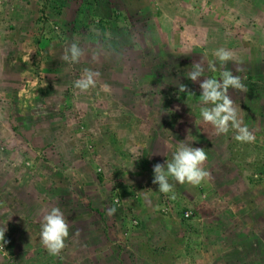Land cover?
Wrapping results in <instances>:
<instances>
[{
	"label": "rangeland",
	"instance_id": "1",
	"mask_svg": "<svg viewBox=\"0 0 264 264\" xmlns=\"http://www.w3.org/2000/svg\"><path fill=\"white\" fill-rule=\"evenodd\" d=\"M218 48L234 59L213 73ZM195 64L240 77L228 95L253 142L201 120ZM85 69L100 75L81 92ZM181 143L208 176L161 193L153 166ZM53 207L57 255L40 241ZM4 227L0 264H264V0H0Z\"/></svg>",
	"mask_w": 264,
	"mask_h": 264
},
{
	"label": "clouds",
	"instance_id": "2",
	"mask_svg": "<svg viewBox=\"0 0 264 264\" xmlns=\"http://www.w3.org/2000/svg\"><path fill=\"white\" fill-rule=\"evenodd\" d=\"M83 55L82 49L77 43H72L66 48L62 59L69 64L79 62ZM215 60L209 64V70L213 73L218 72L216 63L221 68L234 59V54L225 49L218 48L213 52ZM100 73L85 69L81 78L74 82V87L81 92H86L95 86L96 78ZM204 76V69L200 64L193 65V70L188 74V80L192 82L200 81L199 101L202 107L199 110L201 120L205 124L211 125L217 135L228 134L230 130L235 132L234 139L238 143H251L255 137L250 132L247 125L239 118L238 106H234L232 99L228 95L229 89L247 91L246 86L241 82L239 76L233 75L229 70L219 71V78ZM179 93L195 96V93L188 92L185 85L181 84L178 88ZM207 160L206 150L186 146L181 143L173 152L170 161L166 164L153 166L152 183L158 186L161 193L172 191L173 185L169 179L175 180L180 184L200 185L208 176L204 169V162ZM115 209H111L110 213ZM7 229L0 228V248H3L8 241L5 240ZM69 236L68 221L63 212L58 207H53L43 217L40 231V241L51 255H57L65 246V240Z\"/></svg>",
	"mask_w": 264,
	"mask_h": 264
},
{
	"label": "crops",
	"instance_id": "3",
	"mask_svg": "<svg viewBox=\"0 0 264 264\" xmlns=\"http://www.w3.org/2000/svg\"><path fill=\"white\" fill-rule=\"evenodd\" d=\"M154 192H156V190L154 189ZM157 222H158V224H159V222H163V221H161V220H156ZM155 221V222H156ZM176 221V220H175ZM153 225H156L154 222H153Z\"/></svg>",
	"mask_w": 264,
	"mask_h": 264
}]
</instances>
